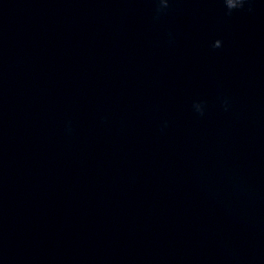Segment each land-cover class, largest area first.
<instances>
[{"label": "water", "instance_id": "95a60500", "mask_svg": "<svg viewBox=\"0 0 264 264\" xmlns=\"http://www.w3.org/2000/svg\"><path fill=\"white\" fill-rule=\"evenodd\" d=\"M0 264H264V0H0Z\"/></svg>", "mask_w": 264, "mask_h": 264}, {"label": "clouds", "instance_id": "9594fccd", "mask_svg": "<svg viewBox=\"0 0 264 264\" xmlns=\"http://www.w3.org/2000/svg\"><path fill=\"white\" fill-rule=\"evenodd\" d=\"M225 2H226V7L229 10V14H230L233 9L242 8L244 4L247 2V0H239L238 3L234 2V0H224V3Z\"/></svg>", "mask_w": 264, "mask_h": 264}]
</instances>
